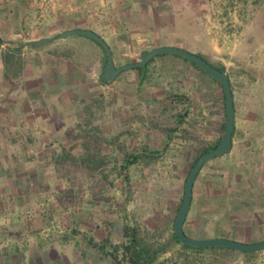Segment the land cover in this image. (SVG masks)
I'll list each match as a JSON object with an SVG mask.
<instances>
[{
	"label": "crops",
	"instance_id": "obj_1",
	"mask_svg": "<svg viewBox=\"0 0 264 264\" xmlns=\"http://www.w3.org/2000/svg\"><path fill=\"white\" fill-rule=\"evenodd\" d=\"M41 1L0 0V226H7L0 229V261L5 264H34V252L41 254L43 244H35L34 228L22 227L29 220L25 224L13 221L19 203L13 202L9 194L19 188L14 161L35 160L34 146L47 144L55 136L52 131L57 132L58 123L50 120L52 114L61 119L77 99L91 97L93 89L99 91V85L114 83L127 105L124 112L129 117L128 133L131 125L137 123L140 127L144 123L154 124L156 119L164 123L158 117L165 113L171 116L170 112L174 118L169 121L170 129L176 133L183 129L187 115L189 122L183 130L186 137L178 138L187 141L194 161L203 149L219 143L225 125L220 84L181 56L157 55L142 71L126 70L108 83H100L104 53L96 42L79 34L9 53L10 47L26 40L53 37L72 28H89L109 45L115 65L136 61L141 52L155 47L176 46L202 56L214 66L224 67L227 73L224 64L206 57L208 52L220 49L214 38L220 27L216 29L212 19V0H48L44 11L39 12ZM163 67L172 69V79L166 83L159 78V69ZM227 75L234 105L231 147L205 162L195 177L183 223L189 236L186 225L195 228L206 224L210 208L223 199L246 209L242 224H259V213L264 212V98L254 92L253 83V100L245 97V104L252 111H241ZM261 91L264 93L263 88ZM190 103L192 111L188 109ZM134 113L137 120L131 119L135 118ZM241 114H246L245 119L238 117ZM172 133L169 139L173 138ZM72 141L76 144L77 138ZM137 152L140 153L135 150L128 155ZM35 155L39 156V152ZM3 160L11 164L9 169L4 167ZM6 178H10L9 185H3ZM206 231L203 233L207 234ZM203 236L199 238L246 240L217 233Z\"/></svg>",
	"mask_w": 264,
	"mask_h": 264
},
{
	"label": "rangeland",
	"instance_id": "obj_2",
	"mask_svg": "<svg viewBox=\"0 0 264 264\" xmlns=\"http://www.w3.org/2000/svg\"><path fill=\"white\" fill-rule=\"evenodd\" d=\"M212 4L213 22L216 29L220 27L214 38L220 49L208 52L206 57L224 64L240 110L252 111L245 100H253L250 96L253 83L254 92L264 98L261 91L263 88L264 92V0H212ZM159 72L163 83L172 79L171 68L163 67ZM99 86L98 92L92 90L91 97L77 99L61 119L52 114L50 120L58 123V130L52 131L55 136L49 143L32 148L39 152V156L34 152L35 160L20 159L13 163L19 186L9 194L13 202L19 203L13 221L17 224L29 220L22 227L34 228L38 236L34 238L35 244H43L41 254L34 252V264H110L109 257L98 253L76 232L86 231L95 241L117 243L123 240L122 225L127 222L160 241H167L171 235L182 201L183 180L194 162L187 141L180 139L186 137L183 130L189 122L187 115L183 129L176 133L170 129L169 121L174 119L171 112V116L165 113L158 117L164 123L158 119L142 127L137 123L131 125L128 133L129 117L124 112L127 105L121 94L114 83ZM241 116L238 117L245 119L246 114ZM134 117L131 119L137 120V113ZM171 133L173 138L169 139ZM72 138H77L76 144ZM135 150L140 151L141 160L120 171L119 164ZM100 155L106 163L96 169L89 157ZM70 157L76 160L68 162ZM83 159L92 161L83 163ZM2 162L5 168H10L8 161ZM9 183L10 178H6L3 185ZM225 200L213 204L215 208H210L206 224L195 229L188 223L187 232L195 238L217 233L246 238L247 242L263 240L264 212L259 213V224L257 221L242 224L246 209ZM5 228L0 226L2 230ZM179 250L180 244L172 243L165 257L174 255L180 259L186 254L188 264H264V250L248 253L203 250L188 254Z\"/></svg>",
	"mask_w": 264,
	"mask_h": 264
},
{
	"label": "water",
	"instance_id": "obj_3",
	"mask_svg": "<svg viewBox=\"0 0 264 264\" xmlns=\"http://www.w3.org/2000/svg\"><path fill=\"white\" fill-rule=\"evenodd\" d=\"M73 34H79L90 38L103 47L106 54V62L103 65L101 74L99 75V80H112L117 77L121 72L130 68L143 69L147 62H149L157 55L174 54L181 56L190 62L195 63L204 73L209 75L211 78H213L220 84L223 91L225 106L224 131L219 143L214 148L198 156V158L195 160L192 167L190 168L184 181L182 201L174 219L173 232L181 244L190 247H226L241 253L258 252L264 250V239L255 242H244L226 237L194 238L187 235L183 230V223L185 221L190 206L192 186L196 175L198 174L199 170L206 161L228 151L231 147V135L234 126V105L232 90L227 73L225 71H221L217 67L210 64L202 56L193 53L185 48L176 46L155 47L151 50L141 52L139 59L136 61L127 62L116 66L114 64L112 51L109 45L98 33L89 28H72L64 30L53 37H44L36 40H26L22 42L19 46L14 47L13 49L14 51H20L21 49L27 46L45 43L53 39L65 38Z\"/></svg>",
	"mask_w": 264,
	"mask_h": 264
},
{
	"label": "trees",
	"instance_id": "obj_4",
	"mask_svg": "<svg viewBox=\"0 0 264 264\" xmlns=\"http://www.w3.org/2000/svg\"><path fill=\"white\" fill-rule=\"evenodd\" d=\"M96 44L102 49L104 53V56H105L104 61H103V65H104L106 62L105 51L99 43L96 42ZM13 50H14L13 47L9 48L10 55H13L15 53ZM149 62H147V64ZM190 63L196 66L197 68H199L195 63L193 62H190ZM215 67H217L221 71L225 70L224 67H221V66H215ZM143 69H145V67ZM138 70L142 71V69H138ZM108 82L109 81L100 80V83H108ZM217 144H218V141L214 145H210L209 147L203 149L199 155L214 148ZM141 156H142L141 153L137 152L135 154H130L124 157L122 163L119 164V170L125 171L129 165L138 163V161L141 159ZM89 158L93 159V163L96 169L104 166L106 163L103 155H100L99 158L98 157L96 158V156L89 157ZM69 159L71 160H67L68 162L76 160V158H73V157H70ZM92 159H83V163H87V161L89 163L90 161H92ZM71 231H75V230H71ZM76 233L80 234L82 238H84L85 241L91 247H93L98 253H100L102 256L109 257L111 259L110 264H126V263H129V264H188L190 263V261H188L189 256H187L186 254L182 255V258L180 259L175 257L174 255L165 257V254L169 251L170 245L172 243L180 244L181 250H179V252L180 253L184 252L187 254L189 252L198 253L203 250L236 251V250L226 248V247L185 246L178 241V239L176 238L173 232V228H172V232H171L169 239L167 241H164V240L160 241L158 239L153 238L152 236H149L146 233L142 234L137 226L129 224L127 222H124L122 225L123 240L117 243H111L108 240H103L101 242L95 241L93 236L89 235L88 232L86 231L76 232Z\"/></svg>",
	"mask_w": 264,
	"mask_h": 264
},
{
	"label": "built area",
	"instance_id": "obj_5",
	"mask_svg": "<svg viewBox=\"0 0 264 264\" xmlns=\"http://www.w3.org/2000/svg\"><path fill=\"white\" fill-rule=\"evenodd\" d=\"M47 2H48V0H42L41 2H39V3H38V9H37V11H39V12H43L44 9H45L46 6H47Z\"/></svg>",
	"mask_w": 264,
	"mask_h": 264
},
{
	"label": "flooded vegetation",
	"instance_id": "obj_6",
	"mask_svg": "<svg viewBox=\"0 0 264 264\" xmlns=\"http://www.w3.org/2000/svg\"><path fill=\"white\" fill-rule=\"evenodd\" d=\"M116 66H118V65H116ZM226 152H227V151H226ZM199 156H200V155H199ZM197 158H198V157H197ZM197 158H196V159H197ZM213 158H214V157H213ZM194 162H195V161H194ZM194 162H193V163H194ZM206 162H207V161H206ZM192 165H193V164H192ZM191 167H192V166H191Z\"/></svg>",
	"mask_w": 264,
	"mask_h": 264
}]
</instances>
